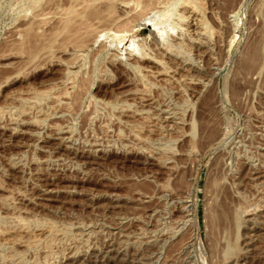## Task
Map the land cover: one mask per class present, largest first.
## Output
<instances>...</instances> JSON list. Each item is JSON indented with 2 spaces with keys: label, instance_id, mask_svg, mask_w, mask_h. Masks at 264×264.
I'll use <instances>...</instances> for the list:
<instances>
[{
  "label": "rangeland",
  "instance_id": "374dc122",
  "mask_svg": "<svg viewBox=\"0 0 264 264\" xmlns=\"http://www.w3.org/2000/svg\"><path fill=\"white\" fill-rule=\"evenodd\" d=\"M0 264H264V0H0Z\"/></svg>",
  "mask_w": 264,
  "mask_h": 264
},
{
  "label": "bare ground",
  "instance_id": "6f19581e",
  "mask_svg": "<svg viewBox=\"0 0 264 264\" xmlns=\"http://www.w3.org/2000/svg\"><path fill=\"white\" fill-rule=\"evenodd\" d=\"M165 15H166V14H165ZM167 17H168V16L166 15V18H167ZM169 17H170V16H169ZM164 19H165V18H164ZM164 19H163V21H165ZM167 19H169V18H167ZM161 23H162V22H160V24L158 23L160 26L157 25V27H158V26L161 27ZM162 24H163V23H162ZM162 26H163V25H162ZM159 27H158V28H159ZM162 28H163V27H162ZM158 30H159V29H158ZM160 30H161V28H160ZM160 32H161V35H162V36L165 35V34H164V33H165V30H161Z\"/></svg>",
  "mask_w": 264,
  "mask_h": 264
}]
</instances>
